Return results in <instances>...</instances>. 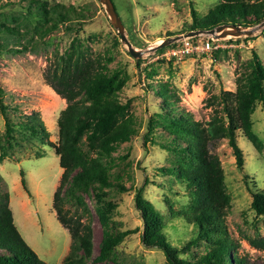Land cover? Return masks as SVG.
<instances>
[{"label":"rangeland","instance_id":"1","mask_svg":"<svg viewBox=\"0 0 264 264\" xmlns=\"http://www.w3.org/2000/svg\"><path fill=\"white\" fill-rule=\"evenodd\" d=\"M39 1L83 10L85 24L79 32H65L59 27L44 37L41 31L45 22L30 0H0V86L5 92L4 104L9 108L7 117L13 123V140L10 141L11 148L7 149L5 118L0 114V154L6 153L0 162V193L8 195L14 224L22 239L46 264H61L69 252V233L57 221L52 208L53 193L62 173L58 157L52 148L43 145L20 124L36 115L46 129L47 142L57 143L56 122L66 104L45 83L44 73L76 38L84 53L108 54L112 59L107 67L118 74L119 101L129 106L124 119L131 117L136 130L134 139L121 145L114 155L123 157L127 154L126 160L115 170L126 191L109 190L104 198L105 202L116 204L110 219L112 231L133 233L115 248L112 261H89L87 264H167L161 250L144 247L141 243L144 225L134 201L139 188L142 199L161 217L165 240L178 250L193 242L180 257L196 262L211 245L203 239L196 240L197 228L175 214L188 206L186 185L159 169L173 168L180 159L179 151L172 148L170 134L160 123L155 125L150 121L157 120L158 113H171L172 110L174 114H187L201 124L208 122L214 112L223 116L224 107L234 115L236 79L253 53L264 65V27L251 36L240 38L227 36L217 40L201 34L190 41L208 40L212 51L184 57L170 56L168 51L182 46L184 39L161 51H149L165 39L203 31L189 30L194 20L192 13L203 18L209 9L224 0H113L128 42L133 49L145 52L140 59H134L121 43L99 0ZM243 1L255 4L264 0ZM260 23L246 29H253ZM7 28L14 32H8ZM158 84L172 95L166 110L162 107V97L156 96L150 88ZM251 118L252 130L260 142L259 153L241 131L236 132L243 157L241 169L236 167L226 140L215 146L214 153L220 162L230 199L222 217L223 229L235 244L238 257L263 264L264 216L251 208L252 193L264 194V113L261 105L256 106ZM150 127H153L151 133L147 132ZM20 173L26 180L27 191L21 184ZM84 200L91 213L96 257L102 227L92 195H85ZM65 208L71 217L80 213L71 204H66Z\"/></svg>","mask_w":264,"mask_h":264},{"label":"trees","instance_id":"2","mask_svg":"<svg viewBox=\"0 0 264 264\" xmlns=\"http://www.w3.org/2000/svg\"><path fill=\"white\" fill-rule=\"evenodd\" d=\"M111 1L115 7L114 1ZM30 3L35 5L43 17L45 27L41 35L44 37L56 32L59 27L65 32H79L85 24L83 10L76 11L73 7L59 4L48 5L39 0H30ZM192 14L194 20L189 27L192 31H207L226 24L249 27L264 21V1L249 4L243 0H224L222 4L209 9L203 18H198L195 12ZM6 30L14 32L12 29ZM76 41L75 38L69 49L57 56L44 73L45 83L66 104L56 122L57 143L47 142L46 129L36 115L28 117L20 126L43 145L52 148L62 170L52 197L56 219L70 236L69 252L61 264H87L89 261L104 263L112 261L115 248L133 233L112 231L110 219L116 204L105 202L104 198L109 190L126 191L115 170L126 160L127 154L123 157L114 155L121 145L134 139L136 130L131 117L124 119L129 106L119 101L121 84L118 74L107 67L112 59L108 54H86ZM150 88L156 96L162 97V107L165 109L172 97L170 92L159 84ZM4 97L5 92L0 86V114L5 118L4 137L7 149H10L13 123L7 117L9 108L4 104ZM234 101V115L224 107L223 116L214 112L205 124L194 121L187 114H174L173 110L171 113H158V119L150 121L155 125L160 123L170 134L172 148L179 151L180 159L173 168L159 169L186 185L188 206L175 214L197 228L196 240L203 239L211 245L196 262L182 259V251L193 242L182 250L171 247L162 234L164 225L161 217L142 199V189L139 188L134 201L144 225L141 243L144 247L161 250L167 264H254L237 256L235 244L223 229L222 217L229 207L230 199L214 148L226 140L235 157L236 167L241 169L242 151L236 141V132L241 131L246 141L260 152V142L252 130L251 117L258 104L264 113V65L255 53L241 76L236 79ZM152 131L153 127H150L147 132ZM5 157L6 153H1L0 162ZM20 174L23 189L27 191L24 175ZM90 194L95 200V213L102 227L96 257L92 243L91 213L84 200V196ZM66 204L78 210V216L71 217L65 208ZM251 208L264 216V194L252 193ZM0 264H46L22 239L14 224L8 195L1 193Z\"/></svg>","mask_w":264,"mask_h":264},{"label":"water","instance_id":"3","mask_svg":"<svg viewBox=\"0 0 264 264\" xmlns=\"http://www.w3.org/2000/svg\"><path fill=\"white\" fill-rule=\"evenodd\" d=\"M99 2L104 6L106 15L108 16L109 22L113 26V28L117 31L120 37V41L122 44H124L128 50V53L131 57L134 59H140L145 52L144 51H137L133 49L131 44L128 42L125 34H124V26L115 10V7L111 0H99ZM264 27V21L261 22L258 26H256L253 29H246V27L238 26V25H232V24H226L221 25L218 27H215L213 29L207 30V31H195V32H189L185 37H178L175 39H165L159 44L158 46L152 48L149 52H155L157 50L163 49L171 45L172 43L176 41H180L181 39L185 38H192L199 36L201 34H206L208 36H211L213 39H223L227 36H233L236 38H240L242 36H251L255 31L261 29Z\"/></svg>","mask_w":264,"mask_h":264},{"label":"built area","instance_id":"4","mask_svg":"<svg viewBox=\"0 0 264 264\" xmlns=\"http://www.w3.org/2000/svg\"><path fill=\"white\" fill-rule=\"evenodd\" d=\"M210 39V38H209ZM182 44V46L178 45L175 48L168 51V54L170 56H189L193 54H203L212 51L213 47L212 44L208 40H200V41H190V38H188V41H185Z\"/></svg>","mask_w":264,"mask_h":264}]
</instances>
